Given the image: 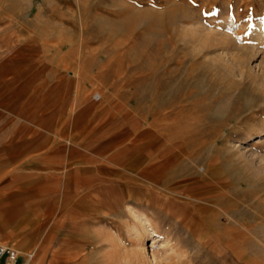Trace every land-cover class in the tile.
I'll return each mask as SVG.
<instances>
[{
    "label": "rangeland",
    "instance_id": "obj_1",
    "mask_svg": "<svg viewBox=\"0 0 264 264\" xmlns=\"http://www.w3.org/2000/svg\"><path fill=\"white\" fill-rule=\"evenodd\" d=\"M263 32L264 0H0V39L56 65L62 108L70 104L53 146L0 174V244L18 250L16 264H61L63 252L82 256L74 264H264V91L250 80L264 69ZM199 37L227 41L232 63L251 75L213 58L217 46L201 51ZM179 100V117L198 125L158 121ZM168 138L178 146L156 165ZM186 171L203 179L199 189L157 204L168 175L174 184ZM81 172L102 178L97 187L112 180L117 201L80 202L64 231L55 188Z\"/></svg>",
    "mask_w": 264,
    "mask_h": 264
},
{
    "label": "crops",
    "instance_id": "obj_2",
    "mask_svg": "<svg viewBox=\"0 0 264 264\" xmlns=\"http://www.w3.org/2000/svg\"><path fill=\"white\" fill-rule=\"evenodd\" d=\"M21 47L0 39V174L53 144L63 110L70 105L62 108L64 74L39 53ZM49 189L45 194L52 193Z\"/></svg>",
    "mask_w": 264,
    "mask_h": 264
},
{
    "label": "bare ground",
    "instance_id": "obj_3",
    "mask_svg": "<svg viewBox=\"0 0 264 264\" xmlns=\"http://www.w3.org/2000/svg\"><path fill=\"white\" fill-rule=\"evenodd\" d=\"M191 32H196V33H199L201 34L200 32L197 31V29L195 31H189V29H185L184 30V35H188L189 33ZM256 32L259 33L261 32V29H256ZM264 33V32H263ZM195 34V33H194ZM196 35V34H195ZM261 35V34H260ZM213 37H215L213 35ZM202 37H199L197 40L199 42V45H200V49L201 51L204 50L205 48H208V47H213V46H217L219 48V52L213 54V58H219L220 55H223L224 56V65L223 66H227V69L228 67H235L238 72L240 73V75H242V78L244 79L246 75H251L249 72H246V71H243V69L241 68V64L244 62L243 60H239L237 63L236 61L234 63H232V61L230 60L231 56H229V52H228V48L227 46H225V43H227V41L225 42L224 39H218V38H208V37H204V39H201ZM257 39V38H256ZM196 40V41H197ZM198 44V43H197ZM227 45V44H226ZM253 50H254V47H252V49H250V51L252 52V55L255 56V54L253 53ZM218 51V50H217ZM214 51H212L211 53H213ZM251 55V54H250ZM233 58V57H232ZM244 59V58H243ZM230 60V61H229ZM223 64V63H222ZM230 69V68H229ZM229 71V70H228ZM261 74L259 76L257 75H252L250 77V80L251 82L255 83L256 85H258V87H260V89H262V91H264V69L261 70ZM245 75V76H244ZM247 77V76H246ZM221 78V77H220ZM250 82V81H249ZM229 86V85H228ZM182 87V86H181ZM261 91V92H262ZM205 95V94H204ZM187 96V95H186ZM191 96V95H190ZM262 96V95H261ZM184 97V96H183ZM193 97V96H192ZM185 98V97H184ZM200 98V97H199ZM203 98H206V97H203ZM227 98H225L226 100ZM174 100V99H172ZM182 100V99H180ZM179 101H176V102H167L169 104H167L163 110H165V112H163L161 114V116H159L157 119H159L158 121H162L163 122V125L165 124L164 127L166 126H169L172 127L174 126L175 124H178L177 122V119L180 118L178 113L180 112V107H183L184 105H181V102ZM186 100V99H185ZM199 100V99H198ZM224 100V101H225ZM197 102V101H196ZM200 102V101H199ZM220 102V101H219ZM195 103V102H194ZM251 102H249L250 104ZM159 104H161L159 102ZM200 104V103H199ZM247 104V105H249ZM165 105V104H164ZM193 105V104H192ZM197 105V103H196ZM203 105V104H202ZM227 105V104H225ZM159 105H157L158 107ZM187 106V105H186ZM191 106V105H189ZM216 106V105H215ZM250 106V105H249ZM156 107V106H155ZM193 107V106H191ZM221 107H224L221 105H219L218 107H216L213 111L215 112L216 110H219ZM226 107V106H225ZM194 108V107H193ZM196 108V107H195ZM249 108V107H248ZM182 109V108H181ZM191 109V108H190ZM200 109V108H199ZM254 109V108H253ZM158 111L160 110L159 108L157 109ZM197 110V109H196ZM157 111V112H158ZM190 111V110H189ZM188 111V112H189ZM201 111V109H200ZM191 112V111H190ZM192 112L193 109H192ZM198 112V110H197ZM219 112V111H218ZM221 112V111H220ZM219 112V113H220ZM195 113V112H194ZM218 113V114H219ZM251 113V112H250ZM160 114V113H159ZM184 114V113H183ZM190 114V113H189ZM187 115V114H186ZM185 115V116H186ZM183 117L180 118L179 120H182L184 119L185 121V118L187 119L186 121L189 120L190 124H192V122H195L197 119V117L195 118V115H188L187 117ZM247 117V116H246ZM168 119H170V123L167 124V121ZM239 119V118H238ZM201 121V120H200ZM204 121V120H203ZM236 121V120H235ZM181 122V121H180ZM240 122V121H239ZM238 122V123H239ZM196 123V122H195ZM157 124V123H156ZM183 124V123H182ZM197 124V123H196ZM202 124V123H200ZM199 124V125H200ZM205 124V123H204ZM198 125V124H197ZM197 125H193V126H197ZM237 125V124H236ZM178 126V125H177ZM192 126V128H193ZM207 126V125H206ZM235 126V125H234ZM253 126V125H251ZM205 127V126H203ZM237 127V126H236ZM254 127V126H253ZM240 128V127H239ZM249 128V127H248ZM257 128V127H256ZM162 129V128H161ZM194 129V128H193ZM192 129V131H193ZM253 130V132L256 133V129H253V128H250ZM259 129V128H258ZM195 130V129H194ZM240 130V129H239ZM237 130V131H239ZM252 130H246L248 132L252 131ZM256 130V131H255ZM264 130V129H263ZM191 131V132H192ZM184 132V131H183ZM187 132V130H186ZM223 133V132H222ZM247 133V132H246ZM182 135V133H181ZM205 135V134H204ZM222 135V134H221ZM249 135H251L249 133ZM177 136L179 137V134H177ZM219 137V136H218ZM222 137V136H221ZM173 138V137H172ZM194 138V137H193ZM169 139V142L168 144L166 143V146H161L159 148H157L156 150V153L154 154V156L152 157V161L155 162L156 165H160V163H164L166 162L171 155H173V151L174 149L178 146V142H174L173 140H170L171 138H168ZM174 140H176V137L174 138ZM201 140V139H200ZM166 142H167V139H166ZM185 144V142H184ZM179 149V148H178ZM192 149V148H191ZM188 151V150H187ZM194 152V150H193ZM196 152V151H195ZM184 154V153H183ZM187 154V153H186ZM197 154V153H196ZM189 155V154H188ZM195 155V154H194ZM145 156V155H144ZM192 156V155H191ZM188 158V157H186ZM190 158V157H189ZM184 159V158H183ZM195 159V158H194ZM181 159L178 160V162L180 161ZM186 160V159H184ZM196 160V159H195ZM194 160V162H196ZM151 161V162H152ZM182 161V160H181ZM184 162V161H183ZM200 162V161H199ZM142 163V162H141ZM197 163V162H196ZM210 163L211 162H207V163H204L202 162V164L200 165V169H201V172L204 173V174H207V171L209 169V166H210ZM195 164V163H194ZM186 165V164H185ZM188 165L189 162H188ZM209 165V166H208ZM182 167V166H180ZM194 167V166H192ZM172 168V167H171ZM196 168V167H195ZM186 169V167H185ZM192 170V168H189ZM177 171V169H175ZM189 170V172L191 171ZM167 171V170H166ZM165 171V172H166ZM169 171V170H168ZM171 171V170H170ZM197 171V170H196ZM173 172V171H171ZM193 172V171H192ZM82 173V172H81ZM84 173V172H83ZM79 174V173H69V174H65L63 176V178H61V181L60 183L62 184H58V186H56V190L59 192L60 194V200H59V204H58V208H57V212L60 216L59 220L57 221V226H60L62 229H64V231H69L70 228H73L72 227V223H73V218L74 216H78L79 214H81V211H79L80 209V206H79V203L80 202H93L95 204H97L98 206L102 207V208H111L112 204H114L117 199L114 195L115 193V190L113 191V186L112 185H115L114 182L111 180V181H108L109 183L106 185V186H100V187H97L99 184H103V179L102 178H89V175H86L85 173L84 174ZM185 173V172H184ZM186 173H188L186 171ZM195 173V172H194ZM199 173V172H198ZM197 173V174H198ZM173 175V173H171ZM175 174V173H174ZM190 173L186 174L185 177H183V179L181 180V182H175L174 184H171L173 183L177 178L179 177H176L174 176V179H170V174L168 175L169 176V182L167 183H170L166 190L168 191V193H157V194H154V196L156 197V200H157V204H159L160 206H164L165 203H173V200L168 194L169 193H174V194H181V195H185V191L188 190V189H194L195 188H198L201 186L202 183H204L201 179V177H199L198 175H189ZM166 175V174H165ZM182 175V174H180ZM167 177V176H166ZM164 176V178H166ZM173 177V176H171ZM176 177V178H175ZM187 177V178H186ZM88 178V179H86ZM163 179V181H165ZM170 180H172V182H170ZM212 181H216V179L212 180ZM208 182V181H206ZM205 182V183H206ZM218 182V181H216ZM59 183V182H58ZM163 184V183H162ZM165 184V183H164ZM207 184V183H206ZM155 185V184H154ZM207 187V186H206ZM85 189V193H82V197H75V193L78 192V190L80 191H83ZM112 189V190H111ZM161 189V188H160ZM156 190V189H155ZM163 190V189H162ZM199 194V193H198ZM205 195V194H204ZM211 195H214V193L212 192L211 194H207V196H211ZM117 196V195H116ZM186 198H191V196H184ZM220 209V208H219ZM223 209L221 208V211ZM51 211V210H50ZM224 215L226 216V218H230L229 215H227L226 212H223ZM222 214V213H220ZM219 214V215H220ZM234 214V213H233ZM49 220V219H48ZM228 221V220H227ZM49 222V221H48ZM239 226V225H238ZM234 228V227H233ZM231 230V229H230ZM235 230V229H234ZM226 233V236L227 237H231L235 234V232H233V230L229 231L228 233ZM65 236L68 234V232L66 233H63ZM68 237L66 238H62L64 243H63V246L64 248L66 247L64 244L67 243V239ZM16 251H18L16 249ZM75 252V251H74ZM31 256V254H30ZM75 257H77L75 255ZM59 261L61 262V264H74V263H79V261L82 260V256H78L76 261L73 262V259H74V256H71V253L70 252H63V255L58 257Z\"/></svg>",
    "mask_w": 264,
    "mask_h": 264
},
{
    "label": "built area",
    "instance_id": "obj_4",
    "mask_svg": "<svg viewBox=\"0 0 264 264\" xmlns=\"http://www.w3.org/2000/svg\"><path fill=\"white\" fill-rule=\"evenodd\" d=\"M19 259L17 251L4 244H0V264H16Z\"/></svg>",
    "mask_w": 264,
    "mask_h": 264
}]
</instances>
